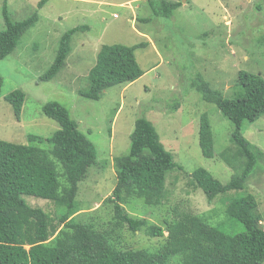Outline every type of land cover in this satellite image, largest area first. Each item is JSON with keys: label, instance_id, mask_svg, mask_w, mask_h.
<instances>
[{"label": "rangeland", "instance_id": "obj_1", "mask_svg": "<svg viewBox=\"0 0 264 264\" xmlns=\"http://www.w3.org/2000/svg\"><path fill=\"white\" fill-rule=\"evenodd\" d=\"M39 2L0 0V30L6 28L5 5L14 21L39 12V20L13 53L0 60V139L27 143L31 133L49 137L60 124L44 114V104L57 100L69 109L98 152V164L79 183L76 200L81 210L74 219L108 223L112 211L103 201L117 184L115 158L130 151L135 122L144 116L154 123L182 168L169 172L159 205L150 207L136 199L132 208L127 207L131 214L147 218L149 225H164L184 210L206 212L212 225L237 234L246 227L230 217L226 208L234 197L253 193L264 227V159L247 187L219 195L212 202L192 178L199 167L224 183L235 173L221 156L233 147V123L214 103L204 100L196 84L206 80L226 97H233L241 89L240 71L264 77V0H182L171 17L154 16L148 0H48L41 8ZM147 17L152 20H141ZM80 25L87 28L72 36L66 66L51 81H41L56 58L62 35ZM142 42H149L136 50L143 76L111 87L99 100L81 94L90 87V70L103 44ZM17 89L26 93L20 120L5 98ZM205 112L214 133L212 158L205 157L200 146V117ZM243 133L264 152V115L246 121ZM25 199L53 216L61 212L50 200L33 195ZM122 238L123 247L150 251L164 243V237L149 235L147 227L136 232L125 227Z\"/></svg>", "mask_w": 264, "mask_h": 264}, {"label": "trees", "instance_id": "obj_2", "mask_svg": "<svg viewBox=\"0 0 264 264\" xmlns=\"http://www.w3.org/2000/svg\"><path fill=\"white\" fill-rule=\"evenodd\" d=\"M47 1L40 0L39 8ZM148 2L153 15L161 17L173 16L183 4L182 0ZM4 18L6 28L0 30V60L13 53L22 36L39 20V12L14 21L5 5ZM141 20L147 22L152 18ZM86 28L76 26L62 35L56 58L40 77L41 81H51L66 66L72 36ZM148 43L103 44L90 70V87L81 94L99 100L111 87L143 76L145 72L137 60L136 50ZM1 85L2 81L0 96ZM196 86L204 100L214 103L233 123V147L221 152L222 159L235 172L231 180L224 183L205 167L192 173L197 186L212 202L219 195L247 187L248 179L264 159V152L243 133L246 121H255L264 115V77L240 71L241 89L233 97H226L221 89L206 80L201 79ZM5 98L20 120L26 99L24 90H14ZM43 112L60 124L51 136L31 133L27 143L0 139V264L264 263L263 217L253 193L234 197L226 208L230 217L237 218L246 227L237 234L212 225L206 212L184 210L164 221V225H149L147 218L128 211L127 207L132 208L136 199L150 207L159 205L165 196L169 172L182 168L161 141L154 123L144 116L135 122L130 151L115 158L117 184L103 201L112 211L110 220L98 225L95 221L75 220L74 215L81 210L76 200L79 183L98 164L97 148L61 102H46ZM199 134L203 155L214 157V133L206 112L200 117ZM25 195L50 200L61 212L53 216L45 208L30 204ZM125 227L134 232L147 227L149 235L164 237V243L154 251L123 247Z\"/></svg>", "mask_w": 264, "mask_h": 264}, {"label": "bare ground", "instance_id": "obj_3", "mask_svg": "<svg viewBox=\"0 0 264 264\" xmlns=\"http://www.w3.org/2000/svg\"><path fill=\"white\" fill-rule=\"evenodd\" d=\"M142 189V188H141Z\"/></svg>", "mask_w": 264, "mask_h": 264}]
</instances>
